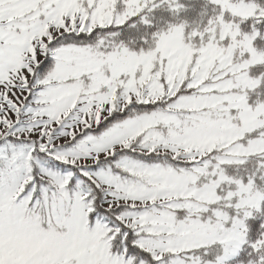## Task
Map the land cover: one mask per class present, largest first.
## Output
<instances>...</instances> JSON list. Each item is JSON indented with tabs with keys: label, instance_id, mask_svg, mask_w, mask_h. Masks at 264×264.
Returning <instances> with one entry per match:
<instances>
[{
	"label": "snow or ice",
	"instance_id": "6c2138e0",
	"mask_svg": "<svg viewBox=\"0 0 264 264\" xmlns=\"http://www.w3.org/2000/svg\"><path fill=\"white\" fill-rule=\"evenodd\" d=\"M0 264H264V0H0Z\"/></svg>",
	"mask_w": 264,
	"mask_h": 264
}]
</instances>
